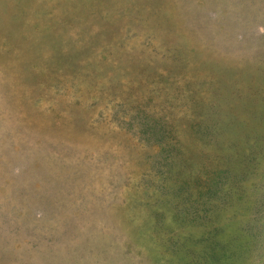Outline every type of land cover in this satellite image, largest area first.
I'll return each mask as SVG.
<instances>
[{"label":"rangeland","instance_id":"obj_1","mask_svg":"<svg viewBox=\"0 0 264 264\" xmlns=\"http://www.w3.org/2000/svg\"><path fill=\"white\" fill-rule=\"evenodd\" d=\"M0 264H264V0H0Z\"/></svg>","mask_w":264,"mask_h":264},{"label":"trees","instance_id":"obj_2","mask_svg":"<svg viewBox=\"0 0 264 264\" xmlns=\"http://www.w3.org/2000/svg\"><path fill=\"white\" fill-rule=\"evenodd\" d=\"M199 85L205 86L206 88L205 83L203 82L199 84L196 83L194 90H191V91L195 92V100L201 106L202 104L199 103V101L202 102V100H198L199 98H196L197 96H200L199 91L201 90V87ZM210 85L211 83H208L207 87H210ZM207 104L209 105L210 102H208ZM220 110H221L220 104L217 103L216 106H214L213 108L212 115L216 117L220 113ZM200 112L201 110L199 111L198 108L195 106L190 108L188 112V120H185L187 121L186 123L187 125L181 129V132L184 131V129H189L190 133H192L194 130H196V128H199V127L204 128L208 134H213L217 132L216 128L214 129L213 127V125L216 126L218 123L217 120H215V117L213 119H208L207 117L203 116ZM171 114L173 113H169V115L166 118H164V122H167L171 127L167 126V129L163 127L164 128V130H162L163 139H166L167 137H169V139H172L171 137L173 136L171 135L175 134L174 131H177V126L179 125V123L183 122L180 119L178 122H171L172 121V119H170ZM212 123H215L216 125ZM194 134H196V132H194ZM196 135H199V133H197Z\"/></svg>","mask_w":264,"mask_h":264}]
</instances>
